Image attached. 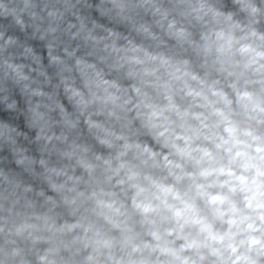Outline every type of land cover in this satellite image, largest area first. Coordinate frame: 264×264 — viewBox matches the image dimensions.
Segmentation results:
<instances>
[{
    "label": "clouds",
    "instance_id": "obj_1",
    "mask_svg": "<svg viewBox=\"0 0 264 264\" xmlns=\"http://www.w3.org/2000/svg\"><path fill=\"white\" fill-rule=\"evenodd\" d=\"M0 264H264V0H0Z\"/></svg>",
    "mask_w": 264,
    "mask_h": 264
}]
</instances>
